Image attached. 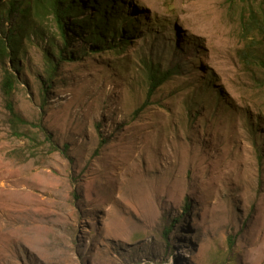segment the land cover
Here are the masks:
<instances>
[{"label":"rangeland","instance_id":"rangeland-1","mask_svg":"<svg viewBox=\"0 0 264 264\" xmlns=\"http://www.w3.org/2000/svg\"><path fill=\"white\" fill-rule=\"evenodd\" d=\"M12 1L0 264H264V0H114L129 44L94 50L71 32L50 89L54 16ZM148 64L176 71L152 96Z\"/></svg>","mask_w":264,"mask_h":264},{"label":"trees","instance_id":"trees-1","mask_svg":"<svg viewBox=\"0 0 264 264\" xmlns=\"http://www.w3.org/2000/svg\"><path fill=\"white\" fill-rule=\"evenodd\" d=\"M85 1V0H84ZM90 5L96 8L95 12L92 15H85L82 14V8L85 5L83 0H13L11 2V10L16 8V4L19 7L22 4H28L29 8L22 10L19 8L18 12H21L23 16L25 13L29 12L32 8L33 4L40 10V8H44L52 13L55 20V26L59 32V35L62 40V45H56L54 41L50 42V47H56L58 50V54H55V57L50 55V52L47 51L45 54V61H46V68H47V86L50 89L52 85V81L54 79V75L58 70L59 66L63 62H68L74 60L75 56L69 51V45L71 40V32L75 35L82 37L83 43L86 45H91L94 50H110V51H119L125 48L130 42L128 41L130 30L125 28H121L120 35L118 40L117 32L115 31V20L117 18L116 15V8H114V0H91ZM104 2L106 7L102 8V3ZM113 3V4H112ZM120 3L116 4L119 5ZM112 5V6H111ZM111 6V7H110ZM88 7V8H93ZM109 13H112V16H109ZM80 14V15H78ZM82 14V15H81ZM85 16L87 19L84 21L81 28L78 27V24L75 23L74 25L67 26L69 24L66 23L67 18L73 17L74 19L81 18ZM113 18V21L111 20ZM86 26V27H84ZM134 26V25H132ZM247 28V26H246ZM80 29V30H78ZM26 30V27L23 28ZM77 31V33H76ZM84 34V37L81 36ZM41 33L37 32L36 36L40 37ZM23 33L22 32H11L5 35L4 37H0V62H3L7 57L11 59V61L15 64V62H19L20 57V48L21 40H22ZM110 39L111 41H109ZM118 40V41H117ZM16 63V64H17ZM15 64V65H16ZM148 78H149V96H152L153 93L162 85H164L169 79L175 75L176 71H168L166 73H162L157 68H154L151 64H148ZM16 77L11 73L8 72V76L5 80V85L8 87L9 91L15 87ZM16 120L19 118L16 117ZM21 121V120H20Z\"/></svg>","mask_w":264,"mask_h":264}]
</instances>
